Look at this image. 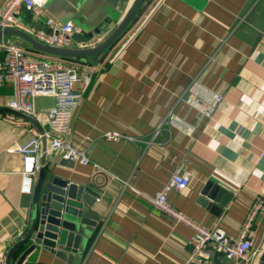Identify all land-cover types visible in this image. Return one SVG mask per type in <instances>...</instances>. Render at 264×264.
<instances>
[{
  "label": "crops",
  "instance_id": "crops-1",
  "mask_svg": "<svg viewBox=\"0 0 264 264\" xmlns=\"http://www.w3.org/2000/svg\"><path fill=\"white\" fill-rule=\"evenodd\" d=\"M131 1L45 0L44 12L72 20L80 29L72 34L73 46H83L104 38ZM19 19L34 35L50 32L43 16ZM24 48L32 57L74 63L90 74L86 87L77 85L82 99L69 133L90 163H64L47 152L46 175L85 186L90 204L83 194L77 197L98 217H87L94 223L76 251L37 247L22 264H183L193 230L150 200L175 170L188 172L190 184L169 190L168 202L193 220L238 238L254 212L246 264H255L264 246V0H148L96 62ZM218 95L222 99L205 116L202 108ZM12 97L10 83L0 87V107ZM54 102L50 95L35 98L43 129ZM6 113L0 111V264L30 225L32 193L22 191V154L11 149L36 127L26 119L8 122ZM107 131L123 136L109 140ZM210 180L232 192L220 213L210 206L218 201L204 202ZM214 259L230 264L222 254Z\"/></svg>",
  "mask_w": 264,
  "mask_h": 264
},
{
  "label": "built area",
  "instance_id": "built-area-1",
  "mask_svg": "<svg viewBox=\"0 0 264 264\" xmlns=\"http://www.w3.org/2000/svg\"><path fill=\"white\" fill-rule=\"evenodd\" d=\"M44 4L45 0H7L0 6V27L17 26L28 31L29 29L21 24L19 17L28 14L36 18L43 16L50 32L36 31L35 36L49 44L73 46L72 34L80 29L75 27L72 20L62 22L46 15ZM89 45L92 44L83 46ZM0 50L4 51V56L0 58V87L6 83L13 87V97L8 102L10 109L39 120L35 98L50 95L55 99L54 105L46 113L48 128L40 132L32 126V137L18 148L11 149L22 154L23 164L20 170L22 191L32 193L35 177L42 166L40 158L43 153V138L47 141V152L58 154L72 162L90 163L86 150L76 147L69 138L71 121L82 99V90L77 85L81 83L86 87L90 81V74L74 63L53 60L47 56L32 57L30 51L13 41L1 39ZM221 99L222 96L218 95L215 103L203 107L204 115L210 117L216 103ZM4 120L15 124L27 122L13 112H7ZM104 136L109 140H117L123 134L107 131ZM93 165L99 166L97 163ZM189 184V173L175 170L162 189L150 197L151 202L174 222L184 223L193 230L191 250L183 264H220L214 259L215 254L224 255L230 264L249 262L253 242L247 231L254 212L251 213L240 236L232 238L222 227L218 225L207 227L168 202L169 190H183ZM2 261L4 264L5 258Z\"/></svg>",
  "mask_w": 264,
  "mask_h": 264
},
{
  "label": "water",
  "instance_id": "water-1",
  "mask_svg": "<svg viewBox=\"0 0 264 264\" xmlns=\"http://www.w3.org/2000/svg\"><path fill=\"white\" fill-rule=\"evenodd\" d=\"M146 1L148 0H132L111 31L104 38L89 46L49 44L41 41L24 28L17 26L0 27V40L12 41V39H15L14 43L18 46L62 59L84 58L90 62H96L107 53L136 20ZM0 111L13 112L17 116L30 121L40 132L44 131L39 121L32 116L14 111L9 107H0ZM46 160L47 141L43 138V153L40 158L42 166L32 192L30 225L27 234L10 247L4 264H22L27 255L37 247L56 252H61L64 248L76 251L82 233L94 223L87 217H98L92 212L84 210L82 199L77 197V194H83V198L89 203V196L85 194V186H77L67 179L55 176L53 173L46 175ZM63 162L69 163V160L63 159ZM202 194L207 197L204 199L207 204L210 203V199L219 202V205L216 203L210 204L216 213H220L232 198V192L214 184L211 180L203 187ZM221 195H224L223 200H220ZM25 245L27 246L14 260V253L18 248ZM255 264H264V246L257 253Z\"/></svg>",
  "mask_w": 264,
  "mask_h": 264
},
{
  "label": "trees",
  "instance_id": "trees-1",
  "mask_svg": "<svg viewBox=\"0 0 264 264\" xmlns=\"http://www.w3.org/2000/svg\"><path fill=\"white\" fill-rule=\"evenodd\" d=\"M22 250H18L17 249V251L14 253V255H13V258H14V260L18 257V255H19V253L21 252Z\"/></svg>",
  "mask_w": 264,
  "mask_h": 264
}]
</instances>
